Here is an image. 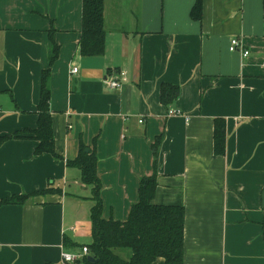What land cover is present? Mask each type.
Instances as JSON below:
<instances>
[{"label":"crops","instance_id":"obj_1","mask_svg":"<svg viewBox=\"0 0 264 264\" xmlns=\"http://www.w3.org/2000/svg\"><path fill=\"white\" fill-rule=\"evenodd\" d=\"M83 5L0 0V137L26 135L0 147V201L61 190L0 206V264H66L64 251L92 243L93 187L70 165L82 146L97 159L106 220L125 222L155 175L154 203L185 209L184 264H264V1L105 0L100 56L81 54ZM233 38L249 57L230 52ZM51 40L56 155H36ZM163 85L179 87L169 106Z\"/></svg>","mask_w":264,"mask_h":264},{"label":"trees","instance_id":"obj_2","mask_svg":"<svg viewBox=\"0 0 264 264\" xmlns=\"http://www.w3.org/2000/svg\"><path fill=\"white\" fill-rule=\"evenodd\" d=\"M264 1V0H263ZM105 0H84L81 54L85 56L103 55L106 48L104 26ZM201 15L198 3L192 12L193 19ZM59 49L51 40L50 64L43 71L41 99L37 109L38 125L32 130L30 138L38 143L36 155L55 152L53 120L50 112L51 91L49 81L51 67L58 58ZM179 96V87L163 85L161 99L169 106ZM26 136L15 134L0 137V147L9 139ZM226 130L224 121H216L215 151L225 153ZM97 159L94 152H87L82 146L78 158L70 165L81 172L82 182L93 187L95 207L92 211V243L88 245L89 256L96 260L91 263L88 257L77 264H184L185 209L180 206H161L154 203L157 189L156 176L142 179L140 200L135 204L125 222L106 220L102 213L100 198L101 182L97 174ZM51 193L61 194L60 189L49 187L41 193L11 197L0 201V206L23 205L32 196H45Z\"/></svg>","mask_w":264,"mask_h":264},{"label":"built area","instance_id":"obj_3","mask_svg":"<svg viewBox=\"0 0 264 264\" xmlns=\"http://www.w3.org/2000/svg\"><path fill=\"white\" fill-rule=\"evenodd\" d=\"M244 44L241 42V40L239 38H233L230 41V52L231 53H241L243 55V57L247 58L250 56V52L244 49ZM73 74H77L78 73V69H73L72 71ZM109 86L113 89H120L122 87L120 82H109L108 83ZM168 116L170 117H183V114L181 111H177V110H173L170 109L168 111ZM186 122H189V118H185ZM140 123H143V121H140ZM89 249L87 246L83 247L81 249V251H79V253L77 254H72L69 252L64 251L62 254L63 260L66 264H77L78 262L83 261L84 258L89 256Z\"/></svg>","mask_w":264,"mask_h":264},{"label":"water","instance_id":"obj_4","mask_svg":"<svg viewBox=\"0 0 264 264\" xmlns=\"http://www.w3.org/2000/svg\"><path fill=\"white\" fill-rule=\"evenodd\" d=\"M88 260H89V262H91V263H95L96 262V260L95 259H93L92 257H88Z\"/></svg>","mask_w":264,"mask_h":264}]
</instances>
